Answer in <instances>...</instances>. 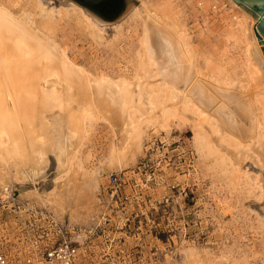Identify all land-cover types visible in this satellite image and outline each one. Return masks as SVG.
<instances>
[{
  "label": "rangeland",
  "instance_id": "rangeland-1",
  "mask_svg": "<svg viewBox=\"0 0 264 264\" xmlns=\"http://www.w3.org/2000/svg\"><path fill=\"white\" fill-rule=\"evenodd\" d=\"M142 2L163 7L170 24L187 30L201 77L248 89L246 10L230 0H0L91 84L89 93H69L56 77L44 80V90L63 104L38 102L32 138L24 131L14 145L0 139V200L12 187L23 202L90 227L106 212L101 186L111 173H126L133 178L127 200L107 213L129 216L123 231L130 237L115 246V258L101 262L186 264L187 257L191 264H264V139L218 126L184 101L191 83L171 85L151 66L143 20L128 10ZM157 46V61L180 72L172 43L161 38ZM122 85L135 95L127 110ZM258 100L264 137V99ZM75 113L78 133L70 127ZM8 210L0 202V214Z\"/></svg>",
  "mask_w": 264,
  "mask_h": 264
},
{
  "label": "bare ground",
  "instance_id": "bare-ground-1",
  "mask_svg": "<svg viewBox=\"0 0 264 264\" xmlns=\"http://www.w3.org/2000/svg\"><path fill=\"white\" fill-rule=\"evenodd\" d=\"M38 1L41 5H44L45 1L48 2V0ZM230 2L235 6L240 4L245 7L246 11L243 10V13L248 20L247 52L250 72L247 75L249 83L247 90H237L236 81L234 82L232 78L233 83L231 81L225 84H220L221 82L214 84L201 77L202 73L195 64L194 51L185 43L187 30L174 20L170 24L163 7H152L142 2L141 7L131 3L128 10L138 14L143 20L145 34L142 45L144 51L148 53L147 56L151 58V66H156L171 85L178 79L187 84L191 83L189 87L187 86L188 89L182 93L185 102L194 101L199 108L210 114L217 125L220 124L228 131H234L241 136L247 134L246 137L257 135L264 139L259 129L258 104L259 97L264 99V51L262 48L264 44L260 42L254 29L258 18L253 16L248 3L238 0H230ZM90 19L104 25L94 16H91ZM161 38L172 43L180 65V72L174 70L170 64L157 61V45ZM49 76L63 81L69 93L80 90L89 93L91 88L89 79L81 74L71 61L63 60L55 45H52L40 33L33 31L28 23L0 4V139L6 136L12 140L14 145L16 144V135L24 131L32 138L33 132L30 127L32 118H35L38 102L45 108L63 104L60 95H53V91L47 93L44 90L42 83L44 80L47 81ZM127 85L130 86V84ZM123 88L121 92H123V100L126 101L123 107L126 108L134 101L135 95L126 86ZM1 90H4L6 95ZM175 91L176 89H173L172 93ZM78 115L75 113L71 117V122L69 121L72 131L75 133L80 132L81 129V119H78ZM185 258V263L191 264L187 257Z\"/></svg>",
  "mask_w": 264,
  "mask_h": 264
},
{
  "label": "built area",
  "instance_id": "built-area-1",
  "mask_svg": "<svg viewBox=\"0 0 264 264\" xmlns=\"http://www.w3.org/2000/svg\"><path fill=\"white\" fill-rule=\"evenodd\" d=\"M132 179L118 172L107 177L100 193L106 212L90 227L62 220L50 208L23 202L12 187L6 188L0 202L11 210L0 214V227L7 231L0 244V264H107L100 260L116 257L115 246L130 237L123 230L131 223L129 216L111 218L107 211L116 212L119 202L127 198L124 190Z\"/></svg>",
  "mask_w": 264,
  "mask_h": 264
},
{
  "label": "water",
  "instance_id": "water-1",
  "mask_svg": "<svg viewBox=\"0 0 264 264\" xmlns=\"http://www.w3.org/2000/svg\"><path fill=\"white\" fill-rule=\"evenodd\" d=\"M238 1L242 3H248L253 16L258 18V20L255 23L254 29L260 42L264 44V0H238Z\"/></svg>",
  "mask_w": 264,
  "mask_h": 264
}]
</instances>
